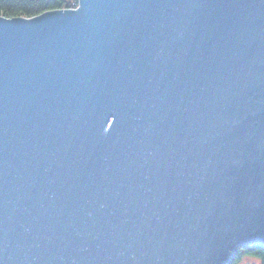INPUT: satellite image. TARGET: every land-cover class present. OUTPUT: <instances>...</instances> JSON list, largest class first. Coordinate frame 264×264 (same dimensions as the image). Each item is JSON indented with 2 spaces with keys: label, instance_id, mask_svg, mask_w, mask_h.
<instances>
[{
  "label": "water",
  "instance_id": "water-1",
  "mask_svg": "<svg viewBox=\"0 0 264 264\" xmlns=\"http://www.w3.org/2000/svg\"><path fill=\"white\" fill-rule=\"evenodd\" d=\"M259 245L264 0L0 16V264H230Z\"/></svg>",
  "mask_w": 264,
  "mask_h": 264
},
{
  "label": "trees",
  "instance_id": "trees-1",
  "mask_svg": "<svg viewBox=\"0 0 264 264\" xmlns=\"http://www.w3.org/2000/svg\"><path fill=\"white\" fill-rule=\"evenodd\" d=\"M79 0H0V16L12 18H33L45 12L72 9ZM253 258L264 264V247H240L230 264H242L245 259Z\"/></svg>",
  "mask_w": 264,
  "mask_h": 264
},
{
  "label": "rangeland",
  "instance_id": "rangeland-1",
  "mask_svg": "<svg viewBox=\"0 0 264 264\" xmlns=\"http://www.w3.org/2000/svg\"><path fill=\"white\" fill-rule=\"evenodd\" d=\"M242 264H259V261L253 258H247Z\"/></svg>",
  "mask_w": 264,
  "mask_h": 264
}]
</instances>
